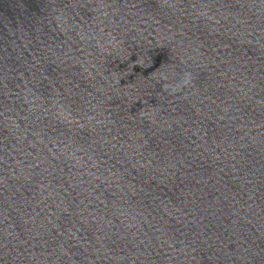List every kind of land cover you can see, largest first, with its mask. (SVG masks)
Segmentation results:
<instances>
[{"label":"water","instance_id":"obj_1","mask_svg":"<svg viewBox=\"0 0 264 264\" xmlns=\"http://www.w3.org/2000/svg\"><path fill=\"white\" fill-rule=\"evenodd\" d=\"M0 264H264V0H0Z\"/></svg>","mask_w":264,"mask_h":264},{"label":"clouds","instance_id":"obj_2","mask_svg":"<svg viewBox=\"0 0 264 264\" xmlns=\"http://www.w3.org/2000/svg\"><path fill=\"white\" fill-rule=\"evenodd\" d=\"M190 79H191V78H190V74H189L188 82H190Z\"/></svg>","mask_w":264,"mask_h":264}]
</instances>
